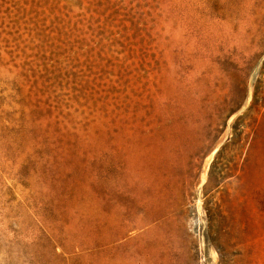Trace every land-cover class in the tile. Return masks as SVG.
I'll list each match as a JSON object with an SVG mask.
<instances>
[{"label":"rangeland","instance_id":"obj_1","mask_svg":"<svg viewBox=\"0 0 264 264\" xmlns=\"http://www.w3.org/2000/svg\"><path fill=\"white\" fill-rule=\"evenodd\" d=\"M0 90L20 264H264V0H0Z\"/></svg>","mask_w":264,"mask_h":264},{"label":"bare ground","instance_id":"obj_2","mask_svg":"<svg viewBox=\"0 0 264 264\" xmlns=\"http://www.w3.org/2000/svg\"><path fill=\"white\" fill-rule=\"evenodd\" d=\"M5 96H7L6 92L0 90V97ZM15 110L17 111V105H15ZM18 128L19 122L17 119H14L11 125L9 124L6 127L1 126L0 139L15 133ZM8 160L0 153V257H2L6 264H20L19 259H21V256L19 258V245H22L24 251H27L28 247L24 246L22 240L19 238V223L15 219L18 205L14 203L11 197V191L14 190L15 186L13 176L15 169L18 168V164L13 166ZM4 182L6 189L2 186ZM26 261L28 262V260Z\"/></svg>","mask_w":264,"mask_h":264}]
</instances>
